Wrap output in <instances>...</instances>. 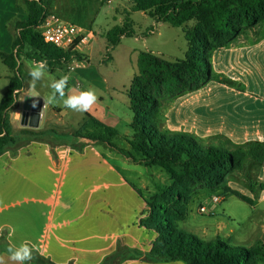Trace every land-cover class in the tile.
Returning <instances> with one entry per match:
<instances>
[{
    "label": "crops",
    "instance_id": "1",
    "mask_svg": "<svg viewBox=\"0 0 264 264\" xmlns=\"http://www.w3.org/2000/svg\"><path fill=\"white\" fill-rule=\"evenodd\" d=\"M105 15L97 29L94 28L95 18L84 19L89 22L86 29L96 34L94 42L83 53L90 55V60L79 61V66L71 70L74 60L69 64V71H81L80 75L89 81L98 96L92 109L83 113L81 125L89 114L115 128L118 121L110 115L116 116V113L103 106L104 96L122 106L127 100L129 106L123 92L129 89L138 74L140 52L151 51L168 60L174 59L163 53L158 45L153 47L150 44L152 35L146 38L141 36L143 32H138L133 41L140 42V48L128 45L127 39L117 47L114 61L119 68L116 67V71L100 66L103 62L101 56L95 62L93 60L97 53L107 52L108 47L101 34L123 22V17L117 15L114 17L115 25L109 27L107 22L110 18ZM153 24L157 27L156 31L154 27L153 34L157 32L161 36L164 24H157L154 20ZM258 34L257 28L247 29L233 44L216 51L213 56L216 69L227 74L232 81L243 84L246 92L213 84L208 89L174 100L165 99L161 130L188 134L204 143L218 135L227 136L237 145L264 142V41L258 42ZM255 43L257 45L250 46ZM21 94L25 99L29 91L24 87ZM39 98L43 99V96ZM65 114L57 110L48 112L44 107L39 128L32 130L59 128L65 132L68 127L57 125L65 123ZM131 122L128 118L129 126ZM21 129L30 128L22 126ZM56 153L57 158H54L49 145L34 142L16 156L10 151L0 155V232L8 230L10 245L30 242L57 264H101L116 251L120 240L132 248L148 251L156 234L139 227L146 204L139 195L140 187L124 174L135 173L136 166L101 145H89L83 152L63 145L57 148ZM248 179L260 187H256L255 193L246 189L241 193L253 200L251 209L264 218V164ZM230 187L240 191L234 185L230 184ZM205 206L214 214L215 206L210 202ZM249 221L254 227L257 224L253 216ZM220 231H224V226H220ZM261 233L263 239L256 244L264 245V225ZM203 234L207 235L208 231L203 230ZM231 234L232 231L224 235L230 244ZM217 238H221L220 235ZM0 256L4 257V264H15L8 254ZM125 264L148 263L131 260Z\"/></svg>",
    "mask_w": 264,
    "mask_h": 264
},
{
    "label": "trees",
    "instance_id": "2",
    "mask_svg": "<svg viewBox=\"0 0 264 264\" xmlns=\"http://www.w3.org/2000/svg\"><path fill=\"white\" fill-rule=\"evenodd\" d=\"M24 2L29 14L17 26L19 33L13 44V53L0 51V60L12 72L8 89L0 101V155L10 151L16 156L34 142L49 145L54 158H57V148L63 145L78 152H83L89 145H101L141 166L161 167L172 176V185L150 202L139 192L146 208L138 225L156 234L150 249L132 248L120 240L116 251L101 264H125L131 260L148 264L177 261L185 264H259L264 261V245L261 243L243 247L233 246L221 238L205 241L178 228V222L188 216V206L196 190H221L253 205L252 199L230 187L229 176L245 170L249 160L259 167L264 164V142L232 144L230 149H225L188 134L160 129L163 101L196 92L218 78L212 62L214 53L229 47L247 29L264 24V0H130L126 8L117 10L123 22L101 34L108 45L103 63L111 59L109 52L120 46L124 39L139 35L132 18L135 13H144L157 24L181 29L188 44L181 59L168 60L151 51L140 52L138 74L125 92L133 116L132 135L124 136L123 140L131 151L114 142L119 136L115 128L89 114L80 129L72 133L59 128L14 130L11 112L25 87L18 64L20 49L25 45L33 47L37 56L28 53L26 56L37 61L47 60L52 73L57 66L69 65L74 60L83 61V55L65 53L42 38L38 29L49 13L45 1ZM153 31L154 28L147 30L141 36L147 38ZM91 123L94 130L87 128ZM61 140L66 144L56 143ZM174 166H178L180 172L174 170ZM249 183L253 193L256 187H260L252 180ZM8 235V230L0 232V255L8 254ZM33 255L35 258L27 264H57L36 248Z\"/></svg>",
    "mask_w": 264,
    "mask_h": 264
},
{
    "label": "rangeland",
    "instance_id": "3",
    "mask_svg": "<svg viewBox=\"0 0 264 264\" xmlns=\"http://www.w3.org/2000/svg\"><path fill=\"white\" fill-rule=\"evenodd\" d=\"M45 5L49 7V13L57 15L65 23L75 25L77 27L86 28L88 20H84L90 17H93L97 20L94 24V28L97 29V25H100L102 22L103 14H106L105 17H109L110 20L107 22L108 26L111 27L115 25L114 17H117L116 9L120 7L126 8L127 1L130 0H43ZM198 1V0H193ZM29 14V8L25 4L24 0H0V51L5 53H13V44L18 37L19 30L17 29L18 24L22 23ZM133 20L136 23L135 30L137 32H145L154 28L153 20L150 17H146L141 13H135L133 15ZM149 22V24H147ZM193 25V23H190ZM158 26V25H157ZM159 27V26H158ZM259 31L258 42L264 41V24L256 26ZM157 27H155L156 31ZM162 35H157V32L152 34L150 39V44L158 45L159 49L165 53L169 58L181 59L184 57V54L187 50L188 44L182 33L181 29L172 27L171 25L164 24L161 27ZM133 38H128L126 43L128 45H136L140 48L141 43L134 42ZM251 44L250 46H255ZM21 54L18 60V64L21 66V72L23 79L25 81L26 91H30L28 87V82L30 77L28 75L29 69L33 61L31 58L26 56V53L37 56L35 49L29 45L23 46L21 49ZM117 48L109 52L111 59L106 63L102 62L100 66L108 68L109 71H116V63L114 61V53ZM108 54V56H109ZM101 56V58H100ZM214 56V55H213ZM107 57V52L104 54L97 53V58L93 61L95 62L100 58L104 60ZM93 59V57H91ZM90 60V55H83V62ZM214 71L218 78H214L210 83L205 87L199 89L202 91L208 89V87L213 84H218L226 86L229 88H234L240 92H246V88L241 83H236L232 81L229 76L223 72H220L216 69L214 60L212 59ZM111 65V67H108ZM69 65H60L57 66L55 72H50L49 69L45 73L44 78L38 82L36 92L47 97L51 89L48 86L52 80L59 79L63 75H69L70 80L68 83V88H66V94H70L69 90H87L91 88L89 81L83 78L80 75L79 70L69 71ZM119 68V67H117ZM12 75V72L2 63L0 60V101L4 93L8 89L9 77ZM256 76V75H255ZM255 87V84L252 85V88ZM97 93V92H96ZM125 94V91L123 92ZM23 102L22 94L19 96L18 102L14 110L11 112L12 124L15 131H19L22 128V113H23ZM103 106L107 109V106L111 108V112H115L110 115L111 118H115L118 121L117 126L115 127L119 136L115 139V143L122 148H125L127 151H131L129 146L123 140L124 136H131L132 130L127 123L128 118L132 120V111L128 106L127 100L125 106L119 105L115 102H112L109 97L104 96ZM166 105L162 104L161 117L164 116V108ZM46 110L53 111H62L66 117L64 122L67 124L57 123L58 126L68 127L65 129V132H74L78 131L81 126V117L82 112H75L68 108H65L62 103L56 105L46 106ZM109 115V113H108ZM42 127H45L43 122ZM161 127V126H160ZM88 129L94 130V124H89ZM161 129V128H160ZM75 131V132H76ZM222 138V139H221ZM221 139V140H220ZM211 141V142H210ZM209 143L213 146L223 147L225 149H230V146L237 145L236 143L230 141L225 135H218L210 139ZM57 144H66L65 140L56 142ZM55 143V144H56ZM131 161V160H130ZM135 166L136 170L133 174H127L132 183L137 184L140 187L139 192L143 195L146 201L150 202L154 200L157 196L161 195L162 191L170 187L173 183L172 176L161 167H144L139 165L137 162L131 161ZM174 170L180 172L178 166L173 167ZM259 166L253 163L251 160L247 161L245 170L236 171L229 176V181L231 185H234L236 188L241 190L251 191L249 187V175L257 174ZM135 177V178H133ZM229 184V185H230ZM243 194V193H241ZM216 196L222 197L223 201L215 206V212L212 214L211 210L208 209V213H202L200 211L201 206H205L207 202L212 204V199ZM214 205V204H213ZM146 205L142 212L145 210ZM253 212V213H251ZM253 216L256 221L255 227L252 226V223L249 221V217ZM231 217V218H229ZM264 225V218L261 217L258 212H254L250 205L241 201L235 196L228 197L221 190H196L193 193L191 203L188 206V216L185 220L178 222V228L181 231L187 232L190 235H196L205 241H214L217 239V235H220L221 239H227L224 235L232 231L231 245L236 246H245L249 247L250 245L256 244L259 240H262L261 226ZM220 226H224V231H220ZM203 230H207L208 234H203ZM220 231V232H219ZM145 245H143L144 247ZM180 264H185L183 262L177 261ZM174 263V262H171ZM176 263V262H175ZM260 264V263H259Z\"/></svg>",
    "mask_w": 264,
    "mask_h": 264
},
{
    "label": "clouds",
    "instance_id": "4",
    "mask_svg": "<svg viewBox=\"0 0 264 264\" xmlns=\"http://www.w3.org/2000/svg\"><path fill=\"white\" fill-rule=\"evenodd\" d=\"M48 70L47 60L33 61L29 69L28 75L30 80L28 82L30 97H40L36 92L37 84L41 81L45 73ZM70 80L69 75H63L59 79H54L48 85L51 89L50 94L47 97H43L44 107L48 105H56L62 103L65 108H68L75 112L86 113L89 112L93 105L98 101V96L95 89L88 88L87 90H69L70 94H66V88ZM35 106V104L33 105ZM42 115V112H41ZM2 135V133H0ZM35 245H31L30 242H23L17 245H9L6 249L8 258L15 262V264H27L35 257L33 255ZM0 264H4V257L0 256Z\"/></svg>",
    "mask_w": 264,
    "mask_h": 264
},
{
    "label": "built area",
    "instance_id": "5",
    "mask_svg": "<svg viewBox=\"0 0 264 264\" xmlns=\"http://www.w3.org/2000/svg\"><path fill=\"white\" fill-rule=\"evenodd\" d=\"M39 32L47 44H52L65 53L81 54L91 46L96 39L94 31L86 28L77 27L72 24L65 23L57 15L48 13L45 15ZM79 61H74L70 69L74 70L79 66ZM223 201L222 197L216 196L212 199V205L216 206ZM202 213H208L206 206L201 207Z\"/></svg>",
    "mask_w": 264,
    "mask_h": 264
},
{
    "label": "water",
    "instance_id": "6",
    "mask_svg": "<svg viewBox=\"0 0 264 264\" xmlns=\"http://www.w3.org/2000/svg\"><path fill=\"white\" fill-rule=\"evenodd\" d=\"M35 104V106H33ZM44 101L39 97L26 96L23 102L21 124L24 128L38 129L42 118Z\"/></svg>",
    "mask_w": 264,
    "mask_h": 264
}]
</instances>
